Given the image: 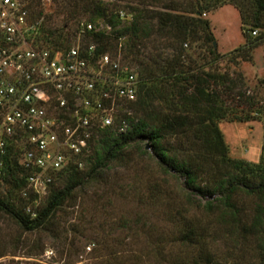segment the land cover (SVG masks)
<instances>
[{"label":"rangeland","instance_id":"obj_1","mask_svg":"<svg viewBox=\"0 0 264 264\" xmlns=\"http://www.w3.org/2000/svg\"><path fill=\"white\" fill-rule=\"evenodd\" d=\"M24 1L29 3L32 15L40 14L39 21L45 28L51 30L64 25L73 30L78 22H87L90 17L88 12L68 16L67 10L61 6L62 0ZM102 1L109 3L108 5L114 9L115 13L120 9L130 12L131 22L138 10L163 11L168 6L186 9L185 7H189L191 1L198 2L199 6L212 3L213 8L210 11L205 10L196 14L208 21V29L204 33H199L200 39L187 40L188 46L185 47L180 59L177 58V50L171 46L157 50L150 45L147 49L154 55L161 52L159 61L162 59V63L174 64L178 61L172 78L167 77L165 64L158 70V77L147 78L144 71L145 65L140 64V61L132 55H125L128 50V40L120 41V44L127 47L125 51L122 49L121 52L119 48L115 51L110 48L107 52L111 55L120 54L123 61L137 72L138 81L140 80L138 93H146L141 88L144 81L143 83L150 89L147 93H163L164 95L183 93L185 87H188L189 94L192 91L190 83L193 81L190 76L201 73L202 78L208 80L205 84L209 85L206 91L213 93L217 90L218 93H225L222 96L224 97L223 108L233 109L236 115L250 113L260 117L261 120L242 123L239 120L230 121L223 118L218 122L219 128L223 130L233 148L238 149L244 145L251 151V156L257 153L260 144L264 145V21L254 35L251 30V18L255 12V6L250 0ZM119 21L122 26L131 23L120 19ZM98 22L104 24L102 19L95 23ZM90 41L81 32H75V35L72 32L69 36L66 34L65 38L62 37L60 40L67 48L76 45L86 47ZM252 43L256 44L253 48L249 47ZM210 47H213L215 54L209 53ZM202 71L207 74H203ZM219 77L228 78V80L220 84L221 82L217 81ZM239 91L253 96L258 106H261V112L257 114L256 111L249 110L246 105L239 104L238 96L232 100L233 95ZM179 101L181 109L183 100L179 99ZM166 103V99L161 94H147L144 104L146 108L143 107V111L139 105L141 109L138 111L135 102L132 103L133 105H120L117 122L120 124L122 118H125L124 109L128 106L130 108L132 105L134 110L131 116L132 122H127L126 129L131 126V123L144 116L145 109L150 111L148 117L151 119L157 113L167 111ZM218 104L220 106V103ZM249 126L252 128L250 129ZM118 131L124 132L119 129ZM98 140V138L95 140L93 151L88 152L89 158L87 157L84 168L79 173L78 179H83L84 183L55 210L45 225L26 230L13 216L0 211V264H118L119 261H125L133 255L147 257L150 247L156 245V241L162 234L174 231L168 219L170 214L177 215L181 211L185 213V209L188 216L197 213V207L185 203L183 195L186 191L183 178L175 174H166L159 165V158L145 140L127 146L124 151V160L111 161L108 169H99L95 175L85 176L97 160L98 154L95 149L100 150L101 145ZM242 141L243 144H241ZM142 150L148 151V154H144ZM242 176L255 183L261 177L259 171L250 174L242 172ZM69 181L70 176L56 177L47 193L30 194L29 198H24L19 189H10V185L6 183L2 188L4 190L2 197L18 207H24L25 213L27 204L39 213L46 206L52 193L64 188ZM155 190L159 194L156 199L151 201L148 197L146 198L149 191ZM196 199L198 201V198ZM241 199L247 209L253 208L259 201L255 194L242 193ZM136 224L140 228L135 233L128 227ZM167 235L169 236H165L166 239L172 238L171 234ZM229 245V249L233 250L232 243ZM255 245L256 243L251 240L248 246L237 248L232 253L233 260L239 259L243 264L253 262L258 257L253 248ZM150 259L149 264H154Z\"/></svg>","mask_w":264,"mask_h":264},{"label":"trees","instance_id":"obj_2","mask_svg":"<svg viewBox=\"0 0 264 264\" xmlns=\"http://www.w3.org/2000/svg\"><path fill=\"white\" fill-rule=\"evenodd\" d=\"M21 1L28 8L30 19L39 23L37 31L31 32L29 35V39L33 40L34 44H44L55 50H66L68 48L60 42L62 37L65 38L66 34L67 36L72 35V32L74 35L75 32L80 33L86 23H94L102 19L104 24L110 26L107 34L87 29L81 33L97 44L98 53L107 52L110 48L115 51L117 48L121 52L122 49L125 51L127 47L120 44V41L128 40V50L125 55L130 54L140 61V64L145 65V76L152 79L158 77L157 72L164 67L165 63H162V59L159 61L161 52L154 55L147 51L150 45L156 47L157 50L171 46L177 50V58L180 59L185 47L188 46L187 40L200 39L199 33H204L209 27L208 21L203 20L200 15L197 16V12L202 13L213 8L212 3H204L199 6L198 2L191 1L189 7H185L186 9L168 6L163 11L138 10L130 25L122 26L117 13L107 2L102 0H62L61 6L67 10L68 16L72 17L82 12H88L90 13L89 20L78 22L77 27L73 30H70L67 25L51 30L45 28L39 21L40 14L32 15L28 2ZM250 1L255 6V12L251 18V30L253 31L261 27L264 21V0ZM255 45L252 43L249 47L253 48ZM209 53L215 54L213 47L209 48ZM177 62L165 64L168 78L173 77ZM200 74L190 76L193 81L190 83L192 91L189 94L187 93L188 87H185L183 93H166V95L147 93L150 89L142 81L141 88L146 93H138L137 89L136 99L132 102L136 103L138 111L141 108L143 111V107L146 108L144 104L147 94L163 95L167 102V111L157 113L151 119L148 117L150 111L145 109L144 116L131 123V126L124 132H119L117 128L113 127H107L100 132V137H98V143L101 144L100 150L95 149L98 154L97 160L85 173V176H93L99 169H108L111 161L124 160V151L127 146L145 140L159 158V165L163 171L166 174H175L183 178L186 191L183 195L185 203L197 207V213L192 216L186 215L188 214L186 209L185 213L181 211L177 215L170 214L168 219H170L169 222L174 231L167 232L172 235V238L166 239L165 236H169L168 233L162 234L156 241V245L150 247L147 257L133 255L125 261H119L118 264H149L151 255L150 260L154 264H243L239 259L233 260L232 253L237 248L248 246V242L251 240L256 243L253 248L258 257L249 264H264V145L261 147L257 162L232 157L229 145L218 125L222 118L241 122L261 119L250 113L236 115L233 109L223 108L222 101L224 100L222 99L224 97L222 98V96L225 93H218L217 90H214L213 93H210L209 90L206 91L209 87V85H205L208 80L202 78ZM203 74L207 73L204 71ZM218 79L220 84L226 83L228 80L224 77ZM236 96L240 100L239 104L246 105L249 110L256 111L257 114L261 112L262 108L258 106V102L253 99V96L239 91L233 95L232 100ZM179 99L183 100L181 109ZM132 105L130 108L133 111ZM138 105L141 107L140 109ZM124 117L128 123L133 118L127 115ZM95 144L94 142L88 151L81 155L80 160L83 163L87 157L89 158L90 153L88 152L93 151ZM23 147L25 148V146ZM18 151V146H9V155L3 161L4 184L8 183L10 189L22 191L27 184L29 170L19 164ZM142 152L148 154L146 150H142ZM83 168L70 162L67 167L56 173L53 182L56 177L60 176H70V181L64 188L52 193L46 206L36 217L30 218L24 212V207H18L2 197L4 190L0 191V211L13 216L18 224L26 230L42 227L49 221L55 210L71 196L72 192L84 183L83 179H78ZM256 171H259L261 176L256 183L242 176V172L250 174ZM242 193L255 194L259 201L253 208L247 209L242 204ZM158 196L159 194L155 190L149 191L146 198L148 197L152 201ZM128 228L133 229L136 233L140 227L136 224L130 225ZM229 243H232L233 250L229 249ZM223 246L228 248L224 249Z\"/></svg>","mask_w":264,"mask_h":264},{"label":"built area","instance_id":"obj_3","mask_svg":"<svg viewBox=\"0 0 264 264\" xmlns=\"http://www.w3.org/2000/svg\"><path fill=\"white\" fill-rule=\"evenodd\" d=\"M117 15L132 20L122 9ZM38 24L21 0H0V191L4 158L16 145L19 164L29 170L24 198L47 193L70 162L83 168L81 155L107 127L125 131L119 107L136 99L139 82L120 54L98 53L95 42L66 50L34 44L29 35ZM86 29L107 34L110 26L88 22ZM124 111L133 114L129 106ZM25 211L38 215L30 204Z\"/></svg>","mask_w":264,"mask_h":264},{"label":"crops","instance_id":"obj_4","mask_svg":"<svg viewBox=\"0 0 264 264\" xmlns=\"http://www.w3.org/2000/svg\"><path fill=\"white\" fill-rule=\"evenodd\" d=\"M231 123H234V122H231ZM249 128L251 129L252 127L249 126ZM222 132H223V130H222ZM223 134H224V132H223ZM224 138H225L227 144L229 145L230 154H231L232 157H235V158H244V159L249 160V161H257L258 160V158L260 156V152H261V147H262L261 144L259 146V149H258L257 153H255V154H253V156H251V151L249 150L248 147H246V146L243 145L242 147H240L238 149L237 148H233L231 146V144L227 141V139L225 137V134H224ZM241 144H243V141H242ZM256 157H258V158H256Z\"/></svg>","mask_w":264,"mask_h":264}]
</instances>
